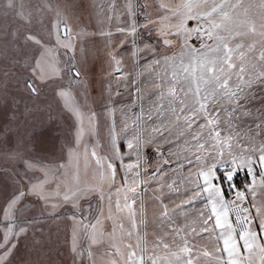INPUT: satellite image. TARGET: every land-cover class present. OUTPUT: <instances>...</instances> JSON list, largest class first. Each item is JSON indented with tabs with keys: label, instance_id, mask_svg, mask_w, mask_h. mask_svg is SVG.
<instances>
[{
	"label": "snow or ice",
	"instance_id": "snow-or-ice-1",
	"mask_svg": "<svg viewBox=\"0 0 264 264\" xmlns=\"http://www.w3.org/2000/svg\"><path fill=\"white\" fill-rule=\"evenodd\" d=\"M142 7L143 24L131 3L126 21L115 15L114 0L98 14L106 47L116 36L121 47L131 37V58L147 60L155 99L145 108L133 81L135 113L113 101L129 80L114 48L103 102H90L82 42L95 33L67 8L3 4L4 15L14 11L22 23L0 30V58L19 69L33 102L50 93L56 107L25 104V115L39 110L45 117L23 123L15 110L0 118V264H14L29 237L36 254L55 241L66 249L67 261L50 264H264V0ZM45 9L53 13L47 23ZM141 30L155 32V43ZM257 97L254 127L234 123L237 113L253 115L243 105ZM165 133L186 147H169L166 156ZM171 157L177 166L169 176L164 165ZM241 170L251 177L244 190L233 183ZM221 173L227 189L216 183ZM166 193L179 203L170 207ZM201 198L203 209L190 217L186 209Z\"/></svg>",
	"mask_w": 264,
	"mask_h": 264
},
{
	"label": "rangeland",
	"instance_id": "rangeland-1",
	"mask_svg": "<svg viewBox=\"0 0 264 264\" xmlns=\"http://www.w3.org/2000/svg\"><path fill=\"white\" fill-rule=\"evenodd\" d=\"M6 0H0V30L8 27L11 29L16 25L22 23L15 15L14 11H9L8 15H4L5 9L3 8V4ZM112 2V0H24L26 5L33 6V8H43L45 4H52L53 6L59 5L62 9L67 8L68 12L74 16L77 22L83 27L88 33H95V35H87L84 37L82 46L85 48V64L87 67V81H88V91L90 102L94 104V106L103 102L102 93L104 86L108 83V73L111 71L109 67V57L108 52L115 49V51L120 53V56L123 57L124 64L123 68L129 75L128 80V88H124L121 86L119 88L120 95L113 96V101L117 106L120 105H129L131 107V111L138 113L140 110V102L136 100L135 86L133 81L139 83L142 91L145 93V101L144 107H148V99H155L152 96V92L154 91L152 85L153 77L150 76L149 70L145 69V64L147 60L145 58H141L138 62L131 58L130 50L132 48L131 45V37L128 38L127 42L121 47L118 45L117 41L121 39V37L116 36L113 41L112 47H106L105 40L99 36V28L100 25L98 23V14L101 10L107 11V6ZM116 5L115 15L120 17V21H126L129 19L126 11V5L131 3L137 9V21L140 24L144 23L143 20V5L148 3L152 7L149 11H155L154 5H156L155 0H114ZM111 14V13H110ZM53 13L50 11L44 10V18L45 23H47ZM117 23L116 19H113V25ZM149 35L153 37L150 41L155 43V32L148 33L146 31L141 30V38L145 41H148ZM7 73V75H5ZM19 69L12 67V65L5 61L3 58H0V118L3 117L5 113L11 112L15 110L20 117V122L23 123L26 119L31 121L33 118H44L45 113L39 110L33 111L31 115H25L24 108L25 104L33 106L35 109H40L45 107L46 105H51L53 108L56 107L54 100L50 93H44L42 96L37 99L35 102L27 95L26 91L23 89V77L22 75H18ZM139 74V77H137ZM113 87H116L115 82L113 83ZM225 107L227 105L225 104ZM262 106L259 103V97H257L254 101H250L247 104L243 105V108L249 110L253 113V115H240L237 113L238 119L234 121V123L240 125L241 127L246 125H253V120L255 119V115L257 109H260ZM99 110V109H97ZM258 122V121H257ZM165 139L169 140L170 143L161 144V151L168 155V148L171 147L175 152L177 151V145L180 148L186 147L183 139L177 140L175 136H169L168 133H165ZM103 144V141H101ZM126 151V148L124 149ZM150 158L152 161L158 159L155 154L154 148L148 149ZM169 164L164 165V171L172 175L173 169H168L169 165L174 166V169L177 166L176 158L171 157ZM2 163H0V167H2ZM189 165H185L184 175L187 174ZM250 175L244 171H239L234 177L233 183L237 185L240 190H244L245 186L250 182ZM216 183H220L224 185L228 181L223 178L221 173V178L216 181ZM168 193H166L167 196ZM251 198V194H248ZM260 198V192H257V199ZM145 202L148 205L149 210L151 211V203H152V193L151 190L145 195ZM206 203L204 200L203 205ZM233 222L234 219H233ZM152 231V229H149ZM53 236L55 238V229L53 228ZM39 260L41 264H50V262L56 261H67L69 259L67 255V251L63 247H59V242L55 241L51 245V250L43 251L39 254L31 251V237L26 238L21 241L20 248L14 257L15 261L22 260Z\"/></svg>",
	"mask_w": 264,
	"mask_h": 264
},
{
	"label": "crops",
	"instance_id": "crops-1",
	"mask_svg": "<svg viewBox=\"0 0 264 264\" xmlns=\"http://www.w3.org/2000/svg\"><path fill=\"white\" fill-rule=\"evenodd\" d=\"M146 1H148V0H146ZM155 1H156V5H157L158 0H155ZM156 5H154V8L156 7ZM169 168L170 169H174V166H170L169 165L168 169ZM166 197L167 198L165 199V203H169V206L170 207L173 206L172 201H175L176 203H179V200H178V198L175 195H172V194H169L168 193ZM203 203H204V199L203 198L194 201L193 204H192V206L191 207H188L186 209L187 212H188V214H189V216L192 217V218H196L197 217V214H198V211L201 210V209H203V206H204ZM182 219H183V217H181L180 220H178V223L181 222Z\"/></svg>",
	"mask_w": 264,
	"mask_h": 264
},
{
	"label": "trees",
	"instance_id": "trees-1",
	"mask_svg": "<svg viewBox=\"0 0 264 264\" xmlns=\"http://www.w3.org/2000/svg\"><path fill=\"white\" fill-rule=\"evenodd\" d=\"M224 188H225V189L228 188V184H227V183L224 185ZM230 195H231V192H228V193H227V197H229Z\"/></svg>",
	"mask_w": 264,
	"mask_h": 264
},
{
	"label": "built area",
	"instance_id": "built-area-1",
	"mask_svg": "<svg viewBox=\"0 0 264 264\" xmlns=\"http://www.w3.org/2000/svg\"><path fill=\"white\" fill-rule=\"evenodd\" d=\"M249 196V195H248ZM228 198H232V193H231V195L228 197ZM251 198L249 197V200H250ZM246 206H247V202H246ZM235 221V220H234Z\"/></svg>",
	"mask_w": 264,
	"mask_h": 264
}]
</instances>
